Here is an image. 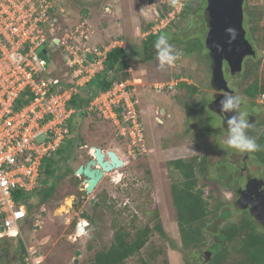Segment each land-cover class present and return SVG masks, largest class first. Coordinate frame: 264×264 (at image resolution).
<instances>
[{"label":"rangeland","instance_id":"rangeland-1","mask_svg":"<svg viewBox=\"0 0 264 264\" xmlns=\"http://www.w3.org/2000/svg\"><path fill=\"white\" fill-rule=\"evenodd\" d=\"M105 1L69 0L67 27L88 20L90 25H102L100 29L108 30L102 31L98 44L108 45L117 36L133 50L136 56L130 57L127 74L130 80L138 82L136 93L144 128V145L137 149L131 147L118 136L111 122L98 115L76 114L72 125L78 124L77 130L68 136H75L76 140L71 157L64 162L65 167L75 171L84 165L93 154V147L114 151L123 161V166L105 174L90 195L80 194L85 188L84 177L71 174L56 182L52 197L45 203L40 204L39 194H36L31 200L36 211L34 219L30 223L26 220L20 222L24 227L25 243H22L25 247L41 242L44 264H73L76 251L81 253L77 264H94L95 253L109 247L115 228L120 226L131 234V225L140 227L148 224L151 232L144 246L138 254L127 258L125 264H137L139 258L148 260L150 255L153 258L149 264H185L171 197V185L180 178L178 171L168 167V162L197 157V162L202 158L206 160L207 170L195 169V177L209 211L204 226L206 248L197 255L191 252V257L200 262L210 251L209 246L221 228L237 224L248 216L237 208L236 194L232 190L240 186L238 167H243L241 161L247 152L228 148L224 143L227 130L221 128L220 118L208 106L212 88L204 46L206 0H190L188 7L183 2L179 14L164 28L152 13L140 7L139 0H117L112 19L100 18V8ZM252 4L259 5V11L255 12L261 15L257 28V34H260L264 27V0H252ZM149 25L148 30L143 31ZM152 26H158L156 34L168 27L170 33L176 35L178 40L171 44L176 50L177 60L172 66L161 69L157 56L147 61L141 55L139 47L147 34H154ZM244 27L248 29L246 24ZM255 38L250 41L255 56L246 59L241 73L230 78L229 83L234 95L242 97L243 102L254 103L261 110L256 117L261 118L263 124L258 128L255 126L253 137H249L256 141L264 130V98L252 100L244 93L252 82V76H247L249 68L258 66L259 75L264 68V44ZM193 45L194 49L187 53L186 47ZM47 52L49 67L43 77L67 79L63 77L68 69L61 48L48 46ZM181 83L195 86L196 91L191 93L180 86ZM251 158L245 165L247 170L263 178L262 166L254 157ZM55 161L63 164L58 156H55ZM82 197L86 201L79 209H73V204ZM90 198H95L92 205L89 204ZM154 214L158 216L165 238H161L153 228L156 222L153 221ZM84 220L88 225L78 233L76 228ZM36 221L40 228L32 233L31 224ZM72 223H75V229ZM255 229L264 233L259 223L255 224ZM32 234L35 238L30 237ZM0 238V264H18L12 260L16 241Z\"/></svg>","mask_w":264,"mask_h":264},{"label":"built area","instance_id":"built-area-1","mask_svg":"<svg viewBox=\"0 0 264 264\" xmlns=\"http://www.w3.org/2000/svg\"><path fill=\"white\" fill-rule=\"evenodd\" d=\"M68 1L0 0V237H20L24 243L20 222L28 213L15 194L27 195L38 187L43 158L57 151L69 133L68 120L75 109L68 105L78 88L102 71L109 50L127 48L117 36L108 45L96 43L98 26L88 20L67 27ZM139 1L161 28L179 14L184 2ZM117 2L105 1L100 18L112 19ZM151 29L156 34L158 26ZM48 46L60 47L65 54L68 72L63 77L67 79L43 77L49 63L45 68L38 49L47 52ZM136 85L130 79L115 82L87 107L111 122L118 136L135 149L145 141ZM37 227L38 221L31 224V232ZM24 248V264L45 263L39 242Z\"/></svg>","mask_w":264,"mask_h":264},{"label":"trees","instance_id":"trees-1","mask_svg":"<svg viewBox=\"0 0 264 264\" xmlns=\"http://www.w3.org/2000/svg\"><path fill=\"white\" fill-rule=\"evenodd\" d=\"M247 1V2H246ZM190 0H184L185 6L188 7ZM250 5H248V4ZM245 23L248 26L247 37L249 41L255 40L260 44H264V27L260 34H257V28L260 23L259 5H253L252 0H245ZM256 11V12H255ZM264 11V9L262 10ZM147 26L143 31H147ZM170 28L159 31L157 34H149L142 41L139 47L141 55L147 61L156 56L154 43L160 35H166L170 43L177 39L174 33H170ZM194 49L193 46H187L186 52L190 53ZM133 50L127 48L123 49L115 47L106 53L103 69L94 78L87 82L83 87L78 88L69 102V107L75 109V113L68 120L69 133L60 148L52 152L49 156L44 157L40 166V176L38 180V187L30 194L16 195V202L23 203L26 206L28 217L26 221L32 222L35 215V206L31 204L32 198L39 194V203H45L49 200L54 192L56 182L62 176L74 175L75 171L65 167V163L73 153L74 142L76 137L69 138L75 130L77 125H72V118L79 113L82 115H96L87 110L89 103L94 97L102 92L107 91L111 86L118 81L129 79L127 74L130 68V57L134 56ZM136 56V55H135ZM258 66H251L248 70L247 76H252V82L244 89V93L249 99H254L264 94V68L259 75L257 72ZM246 77V75H245ZM191 93L196 91V87L181 83ZM254 104V103H253ZM256 143L259 145L258 150L253 151L252 155L263 168L264 178V130L258 136ZM55 156L59 157L60 162L55 161ZM197 157L191 160H174L168 162V167L173 168L179 173V181L171 185L172 203L175 209L177 225L182 242L183 259L185 264H264V233H259L255 229L254 221L251 217L242 218L237 224L226 225L220 229L219 234L209 246L210 257H204L200 262L197 258L191 257V252L199 254L206 248L204 237V226L206 217L208 216L207 203L203 199V194L197 186L195 177V169L205 172L207 170L205 158L197 162ZM178 178V179H179ZM177 179V180H178ZM85 195V192H80ZM153 221H156L153 228L159 233L161 238H165V233L160 226L158 216L154 214ZM75 229V223H72ZM131 234L126 229L118 226L115 228L111 243L108 248L95 253L94 264H125L127 258L135 256L138 251L144 246L151 230L150 225L130 227ZM31 229V228H30ZM77 231V228H76ZM20 237L6 238L16 241L13 251V261L18 264L23 263V256L25 248ZM35 238V237H34ZM1 239V238H0ZM41 248L42 243L40 242ZM43 252V250H42ZM149 259L139 258L137 264H149Z\"/></svg>","mask_w":264,"mask_h":264},{"label":"water","instance_id":"water-1","mask_svg":"<svg viewBox=\"0 0 264 264\" xmlns=\"http://www.w3.org/2000/svg\"><path fill=\"white\" fill-rule=\"evenodd\" d=\"M243 4L244 0H207L205 15L208 18L210 29L205 38V45L213 61L211 85L216 90L229 91L222 68L224 59L231 67V71L235 73L242 71V62L245 57L255 56V50L245 38ZM220 35L225 40L224 43L218 39ZM46 53L43 47L38 49L39 58L45 62V68L49 63ZM222 54L224 59L221 56ZM92 149L93 157L86 164L78 166L74 172L75 176L84 177V192L86 195L93 193L105 174L123 166V161L114 151H106L105 153L98 147ZM252 182H255V180H252ZM249 185H251L250 181L247 183L246 194L249 192ZM245 198L246 196H241L237 206L240 209L250 208L251 212H254L251 204H245ZM85 201V197L80 198L76 204H73V209H79ZM90 203H94V198L90 199ZM86 225L88 223L83 221L81 225L77 226V232L82 233ZM80 254V251L75 252L73 264H77V258ZM210 255V252H207L206 258L209 259Z\"/></svg>","mask_w":264,"mask_h":264},{"label":"flooded vegetation","instance_id":"flooded-vegetation-1","mask_svg":"<svg viewBox=\"0 0 264 264\" xmlns=\"http://www.w3.org/2000/svg\"><path fill=\"white\" fill-rule=\"evenodd\" d=\"M244 5H245V0H244V4H243V13H244L243 27L246 24L245 23V10H244L245 6ZM206 7H207V0H206ZM203 18L205 20V24L207 27V32H206V35H207L209 32V29H210L209 24H208V18L206 17V15H203ZM244 29H245V27H244ZM245 32H246L245 38L249 41V39L247 37V30L246 29H245ZM205 38H206V36H205ZM205 38H204V46L206 48V55L205 56H206V58L208 60V64H209V69H210L209 84L212 88V95H211L210 100L208 102V106L211 108L213 113L220 118L221 123H222L221 128L227 130V120L229 118H231V116L235 115L236 113H234V112H232V113H221V111H220V100L223 98V95H225V94L231 93L234 95L233 90L230 87V83H229L230 80L229 79L232 77H235L237 74H239L241 72H235V73L232 72L231 67L229 66L228 62L224 59V56L222 54L221 56L224 59L222 68H223L224 78H225V81L227 83V87H228L229 91L214 89L211 85V77H212L211 74H212L213 61L209 55V50L205 45ZM218 39L221 40L222 43L225 42V40H223V38H221V35L218 37ZM250 57H254V56H248V57L244 58V60L242 62V69H243V66L245 64L246 59H248ZM226 75H228V76L226 77ZM254 105L255 104H250V102H248V101H247V103H246V101L245 102L242 101L241 106H240V111L247 114L246 119L249 121V127L246 129V135L248 137H251V138L253 137L252 135L254 134L253 132H254L255 126H256V128H258V127H260L261 124H263L261 118L259 120L256 117L257 115L258 116L260 115L261 110L258 108V106H254ZM102 151L106 153V151H104V150H102ZM92 157H93V154L91 155V157L89 159H91ZM251 157L252 158L254 157L252 155V152H247L244 155V158L241 161L243 167H240V166L238 167V169H240L239 170L240 177L238 178L240 180V181H238V183L240 182V184H239L240 186L237 188H234V189L232 188V190H234V192L236 194V206H237L238 200L241 198V196H244V197L246 196L245 204H248V203L251 204L254 212H251L250 208L240 209L238 206H237V208L240 211L245 212L248 215V217H251L252 220L254 221V224L259 223L264 228V178L256 177L255 175H253V172H250L249 170H247L248 168L245 165L247 163V160H249ZM105 159H107V158L105 157ZM252 180H255V182H252ZM249 181H250L251 185L248 186L249 192L246 194L247 183ZM83 182H84V179H83ZM241 182H242V184H241ZM83 191H84V189H83ZM90 199H89V204H91ZM94 203H95V198H94Z\"/></svg>","mask_w":264,"mask_h":264},{"label":"clouds","instance_id":"clouds-1","mask_svg":"<svg viewBox=\"0 0 264 264\" xmlns=\"http://www.w3.org/2000/svg\"><path fill=\"white\" fill-rule=\"evenodd\" d=\"M154 48L161 69L166 66H172L177 60L176 50L166 35L162 34L158 37L154 43ZM242 100L243 98L240 96L231 93L225 94L220 100V111L221 113H236L227 120V137L224 143L230 149L246 153L258 150L259 145L246 135L249 121L246 119L247 114L240 111Z\"/></svg>","mask_w":264,"mask_h":264},{"label":"crops","instance_id":"crops-1","mask_svg":"<svg viewBox=\"0 0 264 264\" xmlns=\"http://www.w3.org/2000/svg\"><path fill=\"white\" fill-rule=\"evenodd\" d=\"M101 9V8H100ZM100 28H102V25H100V27H98V30H97V32H96V40H94L96 43H98V41L100 42V38H101V33H102V31L104 30H102V29H100ZM108 28H110V27H108ZM106 31H108V30H104V32H106ZM23 232H24V227H23ZM30 237H35L34 236V234H32V236H30Z\"/></svg>","mask_w":264,"mask_h":264}]
</instances>
